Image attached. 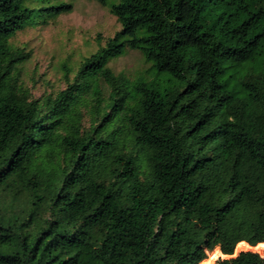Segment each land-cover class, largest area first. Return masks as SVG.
<instances>
[{"label": "trees", "instance_id": "1", "mask_svg": "<svg viewBox=\"0 0 264 264\" xmlns=\"http://www.w3.org/2000/svg\"><path fill=\"white\" fill-rule=\"evenodd\" d=\"M88 1L177 82L162 94L136 86L129 127L148 173L130 152L94 167L109 143L93 129L54 134L114 38L64 70V88L34 97L30 51L11 38L71 3L0 0V264H264V0ZM118 93L109 109L124 103ZM240 246L255 252L232 256Z\"/></svg>", "mask_w": 264, "mask_h": 264}, {"label": "rangeland", "instance_id": "2", "mask_svg": "<svg viewBox=\"0 0 264 264\" xmlns=\"http://www.w3.org/2000/svg\"><path fill=\"white\" fill-rule=\"evenodd\" d=\"M66 1L71 3L70 11L45 25L39 23L26 27L11 38L14 45L30 51L23 77L34 97L56 92L66 86L64 70L68 69L71 77L84 57L114 38L117 49L105 55L98 69L87 72L75 88L74 96L65 99L62 120L55 124L54 134L56 138L75 137L93 129L96 138L109 143L104 154L92 160L94 167L109 168L116 153L130 152L136 156L139 169L145 176L149 152L137 142L129 127V118L138 111L140 97L136 86L144 83L162 94L177 82L169 74L156 69L155 61L147 55L142 42L132 44L131 39L119 34V23L107 6L88 0ZM225 9L228 13L233 10L229 6ZM114 84L118 86L119 97L124 103L120 106L119 102L117 107L109 109L107 103ZM57 118L48 117L46 122L52 123ZM245 250L251 249L240 246L232 256ZM214 257L215 254L209 253L206 258L212 263ZM229 257L220 256L214 264Z\"/></svg>", "mask_w": 264, "mask_h": 264}]
</instances>
